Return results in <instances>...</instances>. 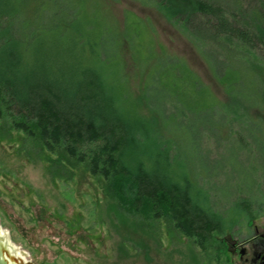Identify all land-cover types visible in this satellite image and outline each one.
<instances>
[{"label":"trees","instance_id":"16d2710c","mask_svg":"<svg viewBox=\"0 0 264 264\" xmlns=\"http://www.w3.org/2000/svg\"><path fill=\"white\" fill-rule=\"evenodd\" d=\"M150 1L198 49L231 109L212 97L186 105L181 95L202 85L162 48L134 47L155 34L133 13L120 29L91 21L93 0H0V127L56 156L55 177L80 165L101 177L115 216L144 214L205 243L250 223L260 197L240 188L224 204L205 186H264V130L248 117L264 107V0ZM123 43L146 59L148 117L130 111L111 70Z\"/></svg>","mask_w":264,"mask_h":264},{"label":"rangeland","instance_id":"374dc122","mask_svg":"<svg viewBox=\"0 0 264 264\" xmlns=\"http://www.w3.org/2000/svg\"><path fill=\"white\" fill-rule=\"evenodd\" d=\"M91 3L89 0L88 5ZM91 5L98 8L90 16L98 25L114 23L121 29L124 12L150 23L155 36H142L134 47L146 45L154 53L162 48L174 62L182 61L195 75L203 91L181 95L186 105L201 107L212 97L225 108H232L223 86L215 81L198 49L152 1L93 0ZM241 43L249 46L250 42ZM119 48L122 60L116 59L117 64L111 65V70H118L122 76L119 92L129 95L127 99L133 103L130 111L148 117L150 112L141 98L148 78L138 61L146 59L129 57L124 43ZM141 52L146 54L147 50ZM261 53L264 60V51ZM248 117L259 120L264 130V107L248 111ZM8 128L0 127V229L23 254L24 264H253L240 259V250L244 248L245 258L249 259L251 244L264 238V186H225V179L220 186H205L206 193L224 204L240 188L256 195L257 187L260 197L255 201L250 223L233 226L229 231L232 235L217 234L212 241L202 243L185 235L181 228L175 232L144 214L136 219L115 216V207L103 192L101 177L90 174L82 165L66 169L70 176L55 177L57 168L50 162L56 156L40 152L37 143L22 131L10 125Z\"/></svg>","mask_w":264,"mask_h":264},{"label":"flooded vegetation","instance_id":"af4514ba","mask_svg":"<svg viewBox=\"0 0 264 264\" xmlns=\"http://www.w3.org/2000/svg\"><path fill=\"white\" fill-rule=\"evenodd\" d=\"M251 254L250 258H245L247 252L244 248L240 250V259H243L244 263H247L248 261L250 263H258V264H264V238L261 237L259 241L256 243L251 244Z\"/></svg>","mask_w":264,"mask_h":264},{"label":"bare ground","instance_id":"6f19581e","mask_svg":"<svg viewBox=\"0 0 264 264\" xmlns=\"http://www.w3.org/2000/svg\"><path fill=\"white\" fill-rule=\"evenodd\" d=\"M0 242L2 243V244H5V245H7L9 248V253H10V258H9V261H10V263L11 264H15V263H13V259L12 258H14L15 260H17V261H19L20 262V264H24L23 262H22V260H24V257H23V254L22 253H20L19 251H17L13 246H12V244L9 242V240H8V238H7V236H6V234H5V232H3L1 229H0ZM29 262V261H28Z\"/></svg>","mask_w":264,"mask_h":264},{"label":"water","instance_id":"95a60500","mask_svg":"<svg viewBox=\"0 0 264 264\" xmlns=\"http://www.w3.org/2000/svg\"><path fill=\"white\" fill-rule=\"evenodd\" d=\"M10 257L11 256L7 246L0 242V264H11L9 261ZM12 259H13V263L19 264V261L15 260L14 258Z\"/></svg>","mask_w":264,"mask_h":264}]
</instances>
